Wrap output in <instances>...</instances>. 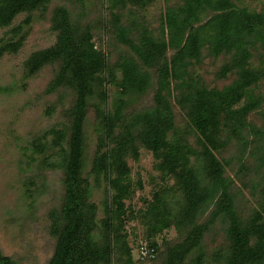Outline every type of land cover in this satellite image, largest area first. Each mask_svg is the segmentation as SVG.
<instances>
[{
  "label": "rangeland",
  "instance_id": "1",
  "mask_svg": "<svg viewBox=\"0 0 264 264\" xmlns=\"http://www.w3.org/2000/svg\"><path fill=\"white\" fill-rule=\"evenodd\" d=\"M184 1L146 0L143 6L128 1L123 6L119 0H53L46 8L20 14L9 27L0 28V50L7 48L0 59V252L16 264L49 263L57 242V237L51 233L53 220L65 200V157L69 149L75 90L71 87L50 89L61 62L47 65L34 75L29 74L27 66L33 53L56 44L59 32L54 29L53 18L59 7L68 9L77 39L86 28L91 29L94 42L107 61V70L100 75L101 82L88 100L82 174L88 204L96 207V225L91 238L98 248L111 245V256H106L100 264H169L168 253L189 236L194 226L177 222L185 199L176 176L160 170V160L140 140H136L126 155L129 175L124 183L129 185L130 194L124 200L123 219L114 220L117 235L108 234L103 226L104 222L112 221L110 208L114 190L111 181L116 175L111 172L99 176L91 174L98 146L105 143L106 150H111L122 133L119 125L112 139L105 136L103 117L112 111L119 93L110 75L115 74L119 79L121 73L117 64L124 57L134 56L118 41L114 17L119 15L121 24L128 28L136 42H140L144 30L160 38L167 9L181 6ZM233 3L238 9L264 14V0H233ZM214 15L206 11L203 23ZM28 17L31 21L26 24ZM249 39L248 69L257 81L246 89L244 98L233 110L238 111L254 101L259 105L240 121L222 114L220 148L216 152L230 181V193L243 224L264 207V42L254 36ZM17 44H20L18 51H13L12 45ZM174 53L170 50L164 60L170 61ZM233 54L216 57L206 46L199 60L189 62L183 79L172 82L170 100L175 130L169 133L168 141H182L189 166L195 168L204 186L210 182L198 155L202 150L199 135L191 126L188 110L182 108L179 100L197 90L222 91L233 85L239 79L237 70L225 76L221 74L226 65L233 63ZM138 63L142 71L150 74L151 85L143 95L133 99L125 113L127 119L155 107L158 68L162 61L150 69ZM51 130L62 133L64 139L60 141V135L49 133ZM215 209L216 201L206 204L196 225L207 224ZM156 218H169L170 227L155 234ZM228 227L226 219H217L207 228L200 247L191 252L183 264H197L200 253L204 264H226L231 250ZM142 242L157 244V261L140 260L138 248ZM127 248L131 250V258Z\"/></svg>",
  "mask_w": 264,
  "mask_h": 264
},
{
  "label": "trees",
  "instance_id": "2",
  "mask_svg": "<svg viewBox=\"0 0 264 264\" xmlns=\"http://www.w3.org/2000/svg\"><path fill=\"white\" fill-rule=\"evenodd\" d=\"M52 1L0 0V28L9 27L20 14L46 8ZM128 1L141 6L146 3V0H119V3L124 6ZM208 10L215 15L203 23L202 16ZM30 21L28 17L25 23ZM53 23L54 29L59 32L56 44L33 53L27 62L30 75L37 74L47 65L61 62L59 74L50 89L71 87L75 90L69 149L65 157V200L59 215L53 220L51 233L57 237V242L48 264H100L106 256H111V245L98 248L91 238L96 225V207L88 204V190L82 174L88 100L95 86L101 82L100 75L107 70V61L104 53L97 48L89 27L77 39L67 8L55 10ZM114 27L118 41L127 46L134 56L124 57L117 64L121 73L119 79L115 74L110 75L119 93L112 111L103 117L106 139L114 137L119 125L122 133L111 150H106L105 143L98 146L91 166L93 175L110 172L116 175L111 181L114 190L110 208L112 221L103 224L106 231L110 235L118 234L114 220L123 219L124 200L130 194L129 185L124 183L129 175L126 155L136 140H140L160 160L159 169L176 176L184 193L185 207L177 222L194 226L185 242L168 253V263L183 264L191 252L200 247L207 228L217 219L224 218L229 225L231 240L226 264H264V207L256 211L247 224L242 223L230 193V181L225 177V168L216 156L220 148L222 114L237 117L236 120L240 121L259 105L254 101L238 111L233 110L244 98L246 89L257 81L248 69L251 59L248 46L251 43L249 38L253 36L264 42V14L238 9L233 0H185L183 5L167 9L160 38L144 30L140 42H136L128 28L121 24L118 14L114 17ZM19 46L12 45L13 51H18ZM206 46L216 57L234 53L233 63L226 65L221 74L225 76L237 70L239 79L222 91L197 90L179 100L182 108L188 110L191 126L199 135L202 150L198 155L204 162L210 182L204 186L195 168L189 166L182 141L169 142L168 135L175 130V115L170 100L172 82L183 79L189 62L199 60ZM6 49L0 50V59ZM170 50L175 52L174 56L166 61L164 57ZM161 61L154 95L155 107L127 119L125 113L133 99L143 95L151 85L150 74L142 71L138 62L150 69ZM49 133L60 135V141L64 139L58 131L51 130ZM214 201L216 209L208 223L196 225L203 207ZM156 221L153 226L155 234L170 227L169 218H156ZM149 244L159 252L157 244ZM127 252L131 258L129 248ZM157 259L158 256L155 260L143 262H155ZM196 261L197 264H204L203 254L200 253ZM0 264L16 263L0 252Z\"/></svg>",
  "mask_w": 264,
  "mask_h": 264
},
{
  "label": "built area",
  "instance_id": "3",
  "mask_svg": "<svg viewBox=\"0 0 264 264\" xmlns=\"http://www.w3.org/2000/svg\"><path fill=\"white\" fill-rule=\"evenodd\" d=\"M138 254L142 261L155 260L158 256L157 250L147 242H142L139 245Z\"/></svg>",
  "mask_w": 264,
  "mask_h": 264
}]
</instances>
